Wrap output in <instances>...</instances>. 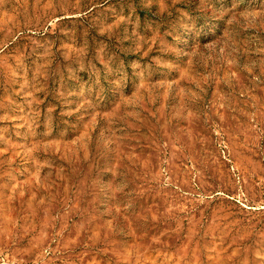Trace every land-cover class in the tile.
Here are the masks:
<instances>
[{"label": "rangeland", "instance_id": "rangeland-1", "mask_svg": "<svg viewBox=\"0 0 264 264\" xmlns=\"http://www.w3.org/2000/svg\"><path fill=\"white\" fill-rule=\"evenodd\" d=\"M0 264H264V0H0Z\"/></svg>", "mask_w": 264, "mask_h": 264}]
</instances>
